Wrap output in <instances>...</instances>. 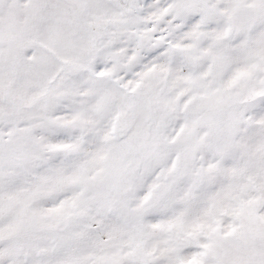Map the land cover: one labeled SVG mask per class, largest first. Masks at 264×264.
<instances>
[{
    "label": "snow or ice",
    "instance_id": "obj_1",
    "mask_svg": "<svg viewBox=\"0 0 264 264\" xmlns=\"http://www.w3.org/2000/svg\"><path fill=\"white\" fill-rule=\"evenodd\" d=\"M0 264H264V0H0Z\"/></svg>",
    "mask_w": 264,
    "mask_h": 264
}]
</instances>
